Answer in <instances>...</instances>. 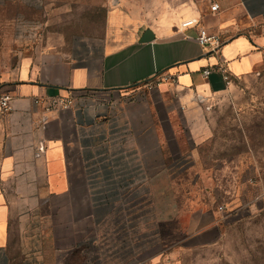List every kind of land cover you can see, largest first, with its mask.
<instances>
[{
  "label": "crops",
  "instance_id": "crops-1",
  "mask_svg": "<svg viewBox=\"0 0 264 264\" xmlns=\"http://www.w3.org/2000/svg\"><path fill=\"white\" fill-rule=\"evenodd\" d=\"M30 1L0 0V93L13 96L12 111L0 117V264H62L70 249L78 261V243L108 234L144 190L160 227L184 226L191 244L155 246L140 264H180L193 248L221 247L229 224L264 216V178L243 176L232 202L218 205V185L196 164L197 152L175 170L170 132L178 128L151 105L127 95L111 102L77 96L122 95L158 79L163 97L178 98V112L193 113L198 98L223 95L264 63V0H107L100 38L69 51L38 43L28 54L21 23ZM187 21L219 37L220 48L202 47L196 27H182ZM218 67L229 71L230 84ZM58 98L71 107L48 110ZM189 181L199 186L187 189ZM224 205L233 214L220 211Z\"/></svg>",
  "mask_w": 264,
  "mask_h": 264
},
{
  "label": "rangeland",
  "instance_id": "rangeland-1",
  "mask_svg": "<svg viewBox=\"0 0 264 264\" xmlns=\"http://www.w3.org/2000/svg\"><path fill=\"white\" fill-rule=\"evenodd\" d=\"M106 4L107 0H31L27 3V18L21 23L27 53L31 54L38 43L69 51L82 40L100 38L108 12ZM160 84V80L154 79L123 91L122 95L80 93L77 96L84 100L111 102L127 95L122 99L149 104L161 121L175 123L178 130L170 132L175 159H184L183 156L197 152L196 164L213 173L211 182L218 185L215 192V197L220 198L218 205L232 202L234 182L237 184L240 178L243 182V176L253 180L264 178V63L249 76L236 79L223 95L198 98L197 108L189 115L177 111L179 101L176 96L166 99L161 95ZM170 110L174 111L169 118ZM187 184L188 189L190 181ZM198 186L197 183L192 187ZM46 212L49 217L51 212L54 213ZM55 216L59 223H65V211H58ZM184 228L174 224L161 227L165 250L191 244L185 242ZM224 232L228 239L223 240L221 247L193 248L180 264H264V216L254 215L231 227L229 224ZM72 250H63L62 264H86V253L75 254L76 262L70 260Z\"/></svg>",
  "mask_w": 264,
  "mask_h": 264
},
{
  "label": "built area",
  "instance_id": "built-area-1",
  "mask_svg": "<svg viewBox=\"0 0 264 264\" xmlns=\"http://www.w3.org/2000/svg\"><path fill=\"white\" fill-rule=\"evenodd\" d=\"M219 10V5L211 7L212 12ZM184 29L194 28L198 32L197 42L202 47H212L218 50L222 44L221 39L211 35L204 27L197 28L195 21L183 23ZM223 74L227 85L230 84V73L222 67H218ZM212 69L204 71V76L211 74ZM13 96L11 93H0V117L12 111ZM40 101H36L39 104ZM72 102L67 99H52L47 104L48 110L67 109ZM44 148H41V151ZM189 160L179 158L175 161V170L185 167ZM142 202L126 203L124 209L120 211L119 217L112 230L105 236L93 242L87 240L79 246L81 253H86V264H140V258L144 252L152 250L155 246L164 245L161 235V227L154 217L150 194L147 190L142 191ZM220 211L230 213L226 206H222ZM236 213L238 211H235ZM85 259V257H84Z\"/></svg>",
  "mask_w": 264,
  "mask_h": 264
},
{
  "label": "trees",
  "instance_id": "trees-1",
  "mask_svg": "<svg viewBox=\"0 0 264 264\" xmlns=\"http://www.w3.org/2000/svg\"><path fill=\"white\" fill-rule=\"evenodd\" d=\"M80 252H81L80 250L77 251V253H79V254H80Z\"/></svg>",
  "mask_w": 264,
  "mask_h": 264
},
{
  "label": "water",
  "instance_id": "water-1",
  "mask_svg": "<svg viewBox=\"0 0 264 264\" xmlns=\"http://www.w3.org/2000/svg\"><path fill=\"white\" fill-rule=\"evenodd\" d=\"M150 32H148V35H149ZM146 41H148V39L146 38Z\"/></svg>",
  "mask_w": 264,
  "mask_h": 264
}]
</instances>
